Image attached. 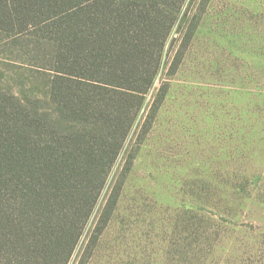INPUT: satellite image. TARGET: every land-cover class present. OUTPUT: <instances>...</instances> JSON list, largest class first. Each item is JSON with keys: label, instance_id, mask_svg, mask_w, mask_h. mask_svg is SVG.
<instances>
[{"label": "rangeland", "instance_id": "1", "mask_svg": "<svg viewBox=\"0 0 264 264\" xmlns=\"http://www.w3.org/2000/svg\"><path fill=\"white\" fill-rule=\"evenodd\" d=\"M42 65L0 44V92L44 89ZM189 246L196 262L208 248L264 264V0L185 1L68 264H159Z\"/></svg>", "mask_w": 264, "mask_h": 264}, {"label": "trees", "instance_id": "2", "mask_svg": "<svg viewBox=\"0 0 264 264\" xmlns=\"http://www.w3.org/2000/svg\"><path fill=\"white\" fill-rule=\"evenodd\" d=\"M185 1L0 0V44L48 63L0 92V264L69 263Z\"/></svg>", "mask_w": 264, "mask_h": 264}, {"label": "crops", "instance_id": "3", "mask_svg": "<svg viewBox=\"0 0 264 264\" xmlns=\"http://www.w3.org/2000/svg\"><path fill=\"white\" fill-rule=\"evenodd\" d=\"M187 243L189 244H196L198 241L197 239H193V238H187ZM207 243V238L205 240ZM176 242H179L177 240H173L171 241V244H176ZM212 244V243H210ZM197 245V244H196ZM218 248V247H217ZM217 248L214 247L215 250H217ZM213 251V249H212ZM181 252H183V250H181ZM194 252V253H192ZM206 253V258H200L199 259V262H196L198 261L197 260V250L196 249H193L192 246L188 248V252L186 253V250H185V253H184V256L180 257L179 255V252L178 254L176 255L175 251L173 250V252H169L168 250L165 251L164 253V258H163V261L160 262L159 264H201L202 261H203V264H224V259L223 258H217V257H214L212 254H209V249L205 248V250H203V253ZM207 255H210L209 257H207ZM226 262L228 263L229 261L226 260Z\"/></svg>", "mask_w": 264, "mask_h": 264}]
</instances>
